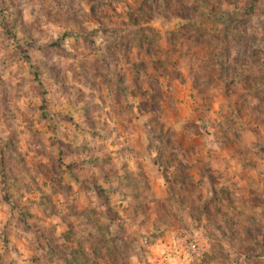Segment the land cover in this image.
Wrapping results in <instances>:
<instances>
[{"label": "rangeland", "instance_id": "1", "mask_svg": "<svg viewBox=\"0 0 264 264\" xmlns=\"http://www.w3.org/2000/svg\"><path fill=\"white\" fill-rule=\"evenodd\" d=\"M0 264H264V0H0Z\"/></svg>", "mask_w": 264, "mask_h": 264}, {"label": "built area", "instance_id": "2", "mask_svg": "<svg viewBox=\"0 0 264 264\" xmlns=\"http://www.w3.org/2000/svg\"><path fill=\"white\" fill-rule=\"evenodd\" d=\"M173 247L175 254L173 257L175 258L181 257L193 261L200 259L202 255V251L198 243L192 239L184 240L182 243L178 241Z\"/></svg>", "mask_w": 264, "mask_h": 264}]
</instances>
